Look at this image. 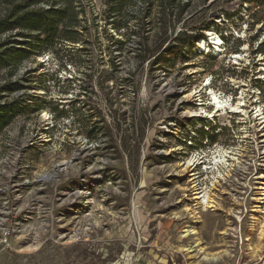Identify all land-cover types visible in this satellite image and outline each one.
Listing matches in <instances>:
<instances>
[{
    "label": "rangeland",
    "instance_id": "rangeland-1",
    "mask_svg": "<svg viewBox=\"0 0 264 264\" xmlns=\"http://www.w3.org/2000/svg\"><path fill=\"white\" fill-rule=\"evenodd\" d=\"M191 7L170 40L220 16L186 63L140 64L134 35L120 52L91 27L13 73L29 90L8 99L43 106L0 136V264H264V6L259 24L243 0ZM209 190L202 213L193 193Z\"/></svg>",
    "mask_w": 264,
    "mask_h": 264
},
{
    "label": "trees",
    "instance_id": "trees-1",
    "mask_svg": "<svg viewBox=\"0 0 264 264\" xmlns=\"http://www.w3.org/2000/svg\"><path fill=\"white\" fill-rule=\"evenodd\" d=\"M97 1L99 9L93 17V24H88L85 6L92 5L90 0H0V73H5V79L0 84V136L17 117L38 112L42 108L43 105L36 104L37 100L34 99L28 102L21 96L8 98L29 90L27 85L10 79L18 67L39 57L46 49L67 43L86 44L85 38L94 27L95 30H102L106 40L120 52L131 40L130 36L134 35L137 39L135 56L140 64L149 61L151 67L158 64L159 68L173 67L178 62L186 63V56L192 54L194 43L205 40V32L220 16L213 15L207 23L180 31L170 40L174 32L167 31L166 24L172 22L176 25L184 20V15L192 19L197 14H193L192 0ZM243 2L249 5L246 11L254 24L261 23L264 0ZM224 16L228 20L233 15ZM108 29L115 35L107 33ZM149 38L152 39V46L148 45ZM222 39L226 42L224 37ZM237 47H240V43ZM106 49L110 55L109 47ZM261 53L264 51H259ZM22 82L29 81L22 79ZM54 110L64 112L57 108ZM100 130L91 128L87 131V138L96 140Z\"/></svg>",
    "mask_w": 264,
    "mask_h": 264
},
{
    "label": "bare ground",
    "instance_id": "bare-ground-1",
    "mask_svg": "<svg viewBox=\"0 0 264 264\" xmlns=\"http://www.w3.org/2000/svg\"><path fill=\"white\" fill-rule=\"evenodd\" d=\"M209 35H211V34H209ZM211 41H212L211 42L212 43V47H210V46L207 47L206 44H205L206 41L200 42L199 43L200 47L202 48V50L204 49L206 52H212L213 54H216V55L219 54L220 53V48H221V45H222L220 39L211 38ZM212 104H213V106H214L216 111H219V110L224 111L225 108L228 106V104L226 102L220 100L216 95H212ZM238 108H239V105L236 106L234 109H238ZM210 117H212V116H210ZM226 157H227L226 155L223 156V158H226ZM226 162H227V160H223L222 161V164H224L223 166H226V164H227ZM215 183H217V181ZM261 185L262 186L260 187L259 190L261 192H263L264 191V184H261ZM192 188H194V186H192ZM212 190H216V187L213 186V185H212ZM193 195L195 197L192 200H197L198 201V202H196L197 203L196 205H198L197 208H200V211L202 213H207L208 211H213L212 209H214V210L216 209V206H217L216 204L217 203L213 199V194L211 193V190H209L207 192H204L201 195L197 194L195 192V193H193ZM260 195L262 196L263 193H261ZM261 200H262V198H259L257 200L258 201L257 203L260 204ZM194 214H197V212L194 213ZM183 233H184L183 238L188 237V236H192V235L195 234V232L192 231V230H185ZM223 235H226L225 232H223ZM208 259H209V257H208Z\"/></svg>",
    "mask_w": 264,
    "mask_h": 264
}]
</instances>
